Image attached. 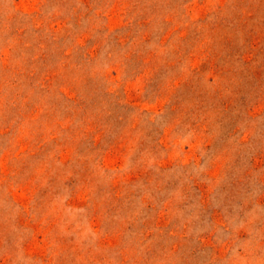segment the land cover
Here are the masks:
<instances>
[{"label":"rangeland","instance_id":"374dc122","mask_svg":"<svg viewBox=\"0 0 264 264\" xmlns=\"http://www.w3.org/2000/svg\"><path fill=\"white\" fill-rule=\"evenodd\" d=\"M0 264H264V0H0Z\"/></svg>","mask_w":264,"mask_h":264}]
</instances>
